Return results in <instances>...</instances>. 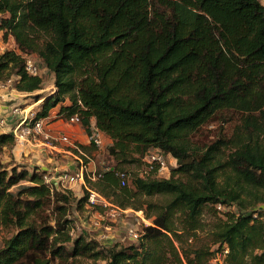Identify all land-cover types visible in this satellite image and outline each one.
Masks as SVG:
<instances>
[{"label":"trees","instance_id":"trees-1","mask_svg":"<svg viewBox=\"0 0 264 264\" xmlns=\"http://www.w3.org/2000/svg\"><path fill=\"white\" fill-rule=\"evenodd\" d=\"M0 31L15 40L0 52V80L16 77L14 88L35 96L44 82L38 67L52 73L57 91L35 97V119L78 115L89 136L104 133L115 164L88 185L151 221L135 243L73 237L69 211L73 200L87 205V192L76 199L47 184L46 172L0 159V230L13 231L0 264H210L225 249L222 264H264L260 0H0ZM29 59L38 74L27 71ZM225 111L238 116L231 135L191 142ZM15 144L12 131L0 135V151ZM149 151L173 157L170 176L135 173L121 186L117 172L142 165ZM206 229L211 243L194 245Z\"/></svg>","mask_w":264,"mask_h":264},{"label":"rangeland","instance_id":"rangeland-1","mask_svg":"<svg viewBox=\"0 0 264 264\" xmlns=\"http://www.w3.org/2000/svg\"><path fill=\"white\" fill-rule=\"evenodd\" d=\"M260 1L262 4H264V0H260ZM14 47H15L14 38L9 37V39H5L3 36V32L0 31V52L3 53L7 50L13 49ZM38 69H40L39 72H41V75L43 77V81H44L43 89L36 92L35 96H24V97L19 96L20 100H18V102L21 105L20 106L21 108L30 109L29 108L30 104L33 103V101L37 99L35 97H39V95H43L49 98V97H52L53 94L57 91V87L55 85V76L52 73L45 71V69H43L42 67L41 68L38 67ZM15 82H16V77L12 78L10 81L0 80V87H2V85H6L5 90L7 89L6 90L7 92H11L13 90V87L15 86ZM40 102L41 101L35 102L36 103L35 105H39ZM67 102L69 101L67 100L66 103ZM5 105L7 104H4V101L0 99V119H2V117L3 118L7 117V115L10 114L11 112V111L9 112L8 106H5ZM55 121H57V119L53 121V124L55 123ZM6 123H7V120H6ZM62 123L63 121L60 122V126L58 127V129L60 131H63L66 135L70 136V134H68L67 132V128H70L69 126L71 124L69 125H67V123L64 124L68 126V127L65 126L66 130H64L61 125ZM237 123H238V116H236L232 112H226V111L219 112L208 123L203 125L191 137V142L201 147L210 145L216 140H218L220 137L231 135ZM73 125H76V124H73ZM70 137L72 138L73 141H76L75 137H72V136ZM105 140L107 141V138L104 137V145L106 144L105 147L106 148L110 147L111 144L110 145L107 144L108 142L105 143L106 142ZM90 144L92 146L91 142ZM104 148L102 150L93 149L90 154L93 156V160L95 164H106V165L113 166L115 163L113 159H111L109 156L106 155L104 151L106 148L105 149ZM3 152H8V151L4 150L1 152V156L3 157V159L2 158L0 159L2 160V162H5L6 158L4 157L6 156L7 153H3ZM54 154H56V152ZM50 156L51 157L54 156V158H56L55 155H50ZM71 157L69 159L60 157V160L62 161V163H64V165H67L69 163L71 164L75 163L78 165V161L74 157L72 158ZM14 161L15 160H13V162ZM26 165H30V163H27ZM175 165H176V161L173 159V157H169L167 159L168 169L159 173L158 176L160 177L170 176L171 169L174 168ZM49 169L50 171L46 172L47 175L50 177H55L56 176L55 169L52 167V165H50ZM141 169H142V165H138V163L134 165H127V170H129V172L132 174L131 177H133L135 173H139ZM82 187L83 185H80V183L74 184V185L65 184L61 186V189L72 191L73 196L76 199H81L85 194V191L83 189L84 187L83 188ZM161 200L162 199H160L159 197L151 198V201H155V202H158ZM262 206L264 207V204H261L258 207L261 208ZM95 210L96 209L88 205H84L83 207L80 208L78 207L77 203L73 200L71 209L69 211L70 214L68 215V218L72 219L75 223V229L72 232L73 237H78L83 232H86L90 239L99 241V243L103 247H110L114 244L135 243L136 241L132 240L128 235V228L133 226V227H136L137 230H140V229L142 230L143 227L146 226L145 224H143V222H141V220H138V217L133 212H128L126 214H123L117 220H109V219L99 220L96 216ZM143 216L146 217L145 213ZM201 218H202L203 223L208 225L207 226L208 228L210 227V224L215 220V218L212 216L210 209H207V208L203 211V215ZM97 221H100L99 225L96 224ZM0 233H1V238H0V247H1L3 240L9 237L13 233V231L2 229L0 230ZM197 234L198 236L193 238L194 245H200L202 243L204 244L207 242L211 243V235L208 229L199 231ZM175 244L176 246H179V243L177 241L175 242ZM214 247L215 246H213V248ZM82 264H93V263H91L89 260L83 259ZM97 264H106V262L98 261Z\"/></svg>","mask_w":264,"mask_h":264},{"label":"built area","instance_id":"built-area-1","mask_svg":"<svg viewBox=\"0 0 264 264\" xmlns=\"http://www.w3.org/2000/svg\"><path fill=\"white\" fill-rule=\"evenodd\" d=\"M27 71L33 75L38 74L37 67L30 59L27 61ZM11 111H13L12 115L19 116L18 124L12 129L15 136L16 147L21 144L41 145L43 143L44 145L46 144L54 148L58 143H64L68 146L70 155L78 161V169L74 173L68 171L59 173L57 182H54L52 177L45 174L44 180L47 184L52 187H61L65 184L74 185L78 183L83 185L84 190L87 192V205L96 209V216L99 220H117L121 215L133 212L138 217V220H141L143 224H150L151 221L149 219H145L146 217L143 216L144 212L142 210L134 211L131 208L123 209L111 198L104 196L96 190V188L88 185L89 182L94 183L101 179L103 173L111 170L113 166L102 164L101 169H92L91 165H94L95 162L90 152L86 151L80 143L73 141L69 135H66L63 131L53 127V121L55 119L62 120L68 125H81V120L78 115H75L70 119H58V115L55 111H53L46 117L35 119V113L30 109H20L19 106H15L11 109ZM5 124L6 120L0 119V127L3 128ZM90 140L92 146H94L96 150H102L105 147L104 134L97 128L93 129ZM168 158L169 156H165L162 152L149 151L142 159V169L139 172V176L147 178L154 173V171L156 172V170L158 173H161L162 171L168 169ZM117 176L120 179L121 186H126L132 178V174L129 171L117 172ZM218 209H222V206L219 205ZM96 224L99 225L100 221H97ZM128 235L132 240L137 242L142 235V230H137L136 227L131 226L128 228ZM227 253V249H225L222 253H218L211 260L210 264H222Z\"/></svg>","mask_w":264,"mask_h":264},{"label":"crops","instance_id":"crops-1","mask_svg":"<svg viewBox=\"0 0 264 264\" xmlns=\"http://www.w3.org/2000/svg\"><path fill=\"white\" fill-rule=\"evenodd\" d=\"M0 88H1L0 89V99L4 101V104H7L5 106H8L9 112L11 111L13 107L21 106L18 102V100H20L19 96L21 97L30 96L29 94H25V93H21L17 91L14 87L11 92H7L6 91L7 89L5 90L6 85H2V87ZM35 104H36L35 102L30 104V107H29L30 110L33 111L37 107V105ZM20 109H28V108L20 107ZM12 113L13 111H11L10 114L7 115V117L5 118L2 117V119L7 120V123L5 124L3 128L0 127V135L5 134V133H10L12 129L16 127V125L18 124L19 116L12 115ZM61 121L62 120L55 121V123L53 124V127L58 129ZM64 124L66 123L63 122L61 125H62V128L66 130L65 126H67L68 124L67 125H64ZM69 127L70 128H67V132L68 134H70V136L75 137L76 142L80 143L83 146H89V147L91 146L90 136L85 132V130L83 129L81 125L76 124L72 126L70 125ZM104 137L107 138V141L105 140L106 141L105 143L108 142L107 144L110 145L111 140L107 136H104ZM93 149H95V147H93ZM4 150L8 152H3V153H7L6 156L4 157L6 158V161L4 160L5 162L3 163H7V162L15 160L14 161L16 163L15 165L21 164L27 167L29 171H33L35 168H38V170L42 172L50 171L49 168H50V165H52V167L55 169V175H56L55 177H52L54 182H57L59 173H62L64 171H70L71 173H74L78 169L77 164L69 163L67 165H64V163H62V161L60 160V157L68 158V159L71 157L68 151V146L64 143H58L57 146H55L54 148L46 144L44 145L43 143L41 145L21 144L20 146L18 147L15 146L10 150L3 148L2 151ZM2 151H0V158L3 159V157L1 156ZM55 152L56 154H54ZM88 152L91 153V151H88ZM50 155H55L56 158H54V156L51 157ZM27 163H30V165H26ZM101 165L102 164H94V165H91V168L101 169Z\"/></svg>","mask_w":264,"mask_h":264}]
</instances>
